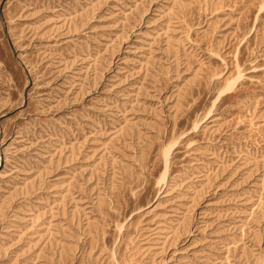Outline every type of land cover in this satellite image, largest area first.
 I'll return each mask as SVG.
<instances>
[{"label": "rangeland", "instance_id": "1", "mask_svg": "<svg viewBox=\"0 0 264 264\" xmlns=\"http://www.w3.org/2000/svg\"><path fill=\"white\" fill-rule=\"evenodd\" d=\"M0 264H264V0H0Z\"/></svg>", "mask_w": 264, "mask_h": 264}]
</instances>
